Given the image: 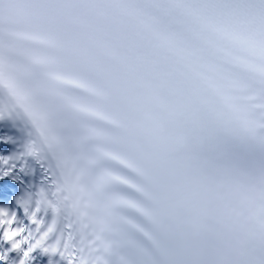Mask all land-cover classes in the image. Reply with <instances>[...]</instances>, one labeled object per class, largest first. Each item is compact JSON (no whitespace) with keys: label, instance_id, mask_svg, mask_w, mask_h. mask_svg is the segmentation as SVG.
<instances>
[{"label":"snow or ice","instance_id":"6c2138e0","mask_svg":"<svg viewBox=\"0 0 264 264\" xmlns=\"http://www.w3.org/2000/svg\"><path fill=\"white\" fill-rule=\"evenodd\" d=\"M0 93L59 173L0 264H264V0H0Z\"/></svg>","mask_w":264,"mask_h":264}]
</instances>
